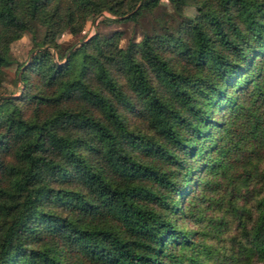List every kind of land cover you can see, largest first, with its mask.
<instances>
[{"label":"trees","instance_id":"1","mask_svg":"<svg viewBox=\"0 0 264 264\" xmlns=\"http://www.w3.org/2000/svg\"><path fill=\"white\" fill-rule=\"evenodd\" d=\"M168 1L0 0V264H264V0Z\"/></svg>","mask_w":264,"mask_h":264},{"label":"rangeland","instance_id":"2","mask_svg":"<svg viewBox=\"0 0 264 264\" xmlns=\"http://www.w3.org/2000/svg\"><path fill=\"white\" fill-rule=\"evenodd\" d=\"M194 7L192 5H187L184 9L182 15H178L175 13L172 4L168 0H160V4L155 7L151 12H144L136 19H118L114 21H101L99 20L104 15H96L95 17L89 19L83 29L82 32L78 34H72L67 29L59 32L57 34V40L61 45V48L58 52H56L53 48L52 54L55 59L59 57V55L63 52V50L71 45L75 46L81 40L82 37L85 38L92 33L95 29L100 33H109L113 30H120L121 35L119 39V43L121 45H125L128 39H140L142 33L146 30H151L153 27L159 28V21L161 18L169 19L171 25H175L178 19H183L188 15L194 14ZM103 14L110 15L107 12H103ZM112 16V15H110ZM31 38L30 34L25 32L19 38L13 40L10 43V54L16 61H28L30 55L33 51L31 48ZM4 86L11 91H16L18 89V85L14 81V77L16 74L15 70V62L4 66ZM260 166L264 168V155L260 162ZM264 170V169H263ZM250 188L255 192L256 190L261 191L264 189V181L253 179L249 186H247V192H244L243 197L247 196L246 200L248 203L251 202L250 197H248L250 193ZM248 193V194H246ZM246 194V195H245ZM242 198H239L242 201ZM254 197V196H253ZM254 264H262L260 261L254 262Z\"/></svg>","mask_w":264,"mask_h":264},{"label":"water","instance_id":"3","mask_svg":"<svg viewBox=\"0 0 264 264\" xmlns=\"http://www.w3.org/2000/svg\"><path fill=\"white\" fill-rule=\"evenodd\" d=\"M129 13H126V14H124L123 16H126V15H128ZM99 15H104V16H110V15H107V14H103V12H101ZM110 17H113V18H119V17H121V16H110ZM94 32H96V29L92 32V33H90L85 39H87L91 34H93ZM83 41L82 40H80L79 42H78V44H80V43H82Z\"/></svg>","mask_w":264,"mask_h":264}]
</instances>
